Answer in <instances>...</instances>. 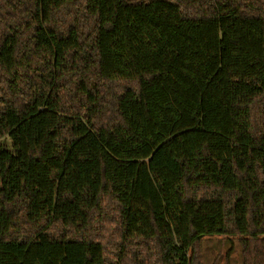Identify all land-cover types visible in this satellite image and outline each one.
Masks as SVG:
<instances>
[{
    "label": "trees",
    "instance_id": "1",
    "mask_svg": "<svg viewBox=\"0 0 264 264\" xmlns=\"http://www.w3.org/2000/svg\"><path fill=\"white\" fill-rule=\"evenodd\" d=\"M213 235L264 264V0H0V264Z\"/></svg>",
    "mask_w": 264,
    "mask_h": 264
},
{
    "label": "rangeland",
    "instance_id": "2",
    "mask_svg": "<svg viewBox=\"0 0 264 264\" xmlns=\"http://www.w3.org/2000/svg\"><path fill=\"white\" fill-rule=\"evenodd\" d=\"M237 237L205 236L199 241L198 254L202 264H242ZM189 256H192L190 251Z\"/></svg>",
    "mask_w": 264,
    "mask_h": 264
}]
</instances>
